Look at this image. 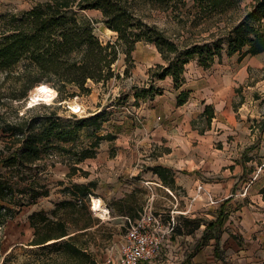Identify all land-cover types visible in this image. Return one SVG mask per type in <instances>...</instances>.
Here are the masks:
<instances>
[{
    "label": "rangeland",
    "instance_id": "374dc122",
    "mask_svg": "<svg viewBox=\"0 0 264 264\" xmlns=\"http://www.w3.org/2000/svg\"><path fill=\"white\" fill-rule=\"evenodd\" d=\"M48 1L0 0V40L11 30L12 16L22 15L23 12L31 10L38 3ZM251 2V0H242V10L248 9ZM75 12L82 18L91 21L100 42H103L104 45L111 43L121 47L118 44V33L104 24L102 11L78 8L75 9ZM148 12L151 15L147 17L149 22L156 23L161 28L168 29L169 32L177 29V24L171 21L166 13ZM205 28L215 30L214 24L209 21V24L197 29V33H201L199 35L201 38L208 37L211 32ZM158 54L161 56L159 51ZM221 54V56H215L211 65L217 59H223L227 53L223 50ZM234 55V59L230 60L241 65L243 59H241V55L239 53ZM122 56L125 57L124 60ZM119 57L114 66L118 77L107 82L89 80L86 85V88L90 89L89 91H80L66 101H60L61 98L58 95L51 103L40 101L36 104L49 105L51 106L49 109L42 107L35 111L30 110L32 106H29V100L35 87L29 90L28 96L23 100L2 96L0 92L2 100L0 114H5L9 120H15L13 118L17 111L21 117L26 115L41 118L43 115L49 116L51 113L57 112L55 118L58 116L66 122L87 120L86 125L81 126V129L76 133L77 139L71 142L56 141L54 143L56 149L62 147L63 150H48L42 146V154L38 159L55 152L69 156L73 164L80 161L78 160L80 154L87 152L88 155L81 161L88 162L80 164L82 168H79V172L58 179H52L48 175L38 176L36 181L33 180V177L38 172L35 171V166L32 163L31 166L29 164L28 168H25V172L16 174V176L12 169L0 167L2 181L12 189L9 190V193L12 192V196H8L11 202L6 200V203L17 212L20 207L28 205L32 197L30 193H33V190H29L30 182L36 183V196L48 195L52 191L51 198L56 201L54 202L53 216L55 219L62 218L67 221L69 231L77 234L73 243L79 246L86 255L80 259L81 264H117L123 244L127 241V234L132 230V226L138 224L142 216L148 213L155 218L156 226L165 233L163 251L151 264H182L184 261L186 264H191V257L199 244L205 241V231L203 230L209 221L216 218L221 202L218 203L215 198V203L212 206H216V209L213 211L207 209L205 205L207 201L199 194L190 198L193 199L192 202H187L186 199L182 202L180 197L187 196L186 189L167 185L166 181L172 172L157 163L160 162L158 156L169 151L168 146H165V142L159 144L149 139L145 142L141 131L144 123L141 107L144 105V99L152 97V95L146 98L140 97L138 100L135 97L137 90L149 88L150 83L156 87L155 82L158 80L150 82L149 70L159 64L148 67L146 74L142 77L139 75L134 78V71L137 70L136 60L134 59L132 63L128 64L127 57L123 52L119 54ZM137 57L143 60L148 57L155 59L154 53L149 48L141 49ZM161 57L162 65H164L166 61L163 56ZM127 67L129 68L128 74L125 73ZM247 69L248 75L239 84L240 87H237L234 98L236 123L230 128L229 135L222 142L215 143L217 147L214 148L221 145L222 151L214 152L213 159L221 158L223 160L225 158L228 161L227 169L229 170L226 172L228 179L233 180V183H239L242 191L251 178L259 174L258 180L255 181L257 183L252 189V192L256 193L264 184V167L259 173L261 165L264 164V130H261V121H264V66L258 67V69L253 67ZM21 70L22 66L20 65L15 68V74L10 75L8 79L6 73L0 71V91L9 89V85H13L17 81ZM16 86L20 87V81ZM72 99L81 105V111L75 112L71 108L69 102ZM198 117L193 124L199 126L200 129H205L206 118ZM107 134L116 135V139L100 140ZM13 140L9 133L0 130V150L4 149L5 151L4 159L11 157V152L7 150V147L13 143ZM18 146L21 145L15 144V147ZM100 151L105 155L102 157L104 163L98 167V170V168L92 167L90 160L96 158ZM240 161L248 162V171L246 170L245 173ZM112 162H114V166L110 164ZM129 170H132L131 174ZM199 174L203 176L202 172ZM153 177H158L163 183L159 182L161 186L152 184V190L146 189V185H142L143 181H151ZM211 178L215 179V176ZM91 181L95 184H91ZM75 184L89 185V192L91 191L93 195H95L94 190L97 191V195L100 192L104 194L107 192V196L110 195V203L114 205L117 212H122L127 206L133 204L132 210H138L141 214L138 213L136 220L132 218L131 221L124 217L115 218L114 214L102 221L92 210L93 205L90 207L94 197L77 198L74 194V190L78 192ZM166 188L178 196L179 203L174 201V196ZM199 188L201 189L200 186L198 190ZM148 194L149 197H147ZM42 200L40 207L44 212L47 210L46 208H51V204L47 199ZM108 201L107 203H109ZM240 204H242L240 199L235 200L229 207L233 210ZM247 218L246 222L239 214H234L229 219L230 222L226 220L228 241L232 243V246L227 248L221 235L219 239L221 243L217 244V249L221 257L228 258V264H260L264 261V256L261 254L264 247L257 242V235L262 230L255 229L248 224L251 222V214ZM21 222L14 221L12 228L6 232L9 235L0 227V264H75L72 248L60 245L67 240L66 238L60 239V241L53 240L42 246L28 245L30 232H28L27 224H24L27 221L22 219ZM196 225L200 227L197 228ZM169 226L174 227V231L171 233H168ZM85 227H91V229L77 230ZM169 234H172V237ZM18 240L23 241L22 243L26 242V245L10 247L13 241ZM242 252L244 257L241 256ZM248 252L255 255L249 256Z\"/></svg>",
    "mask_w": 264,
    "mask_h": 264
},
{
    "label": "trees",
    "instance_id": "16d2710c",
    "mask_svg": "<svg viewBox=\"0 0 264 264\" xmlns=\"http://www.w3.org/2000/svg\"><path fill=\"white\" fill-rule=\"evenodd\" d=\"M242 0H49L38 3L37 6L22 15H14L11 19L12 28L0 40V71L6 73L8 79L15 74V68L22 66L17 81L9 85V89L0 91L2 96L23 100L29 90L40 84H48L58 90L60 101H66L80 91L87 92V82H107L114 77L115 64L121 52L126 55V62L132 63V53L139 42L152 43L160 52L166 63L159 64L149 70L150 82L164 80L172 76L175 87L179 88L184 81L185 66L198 59L200 65L209 68L215 56H221L223 50L229 55L240 54L241 59L248 55H257L264 51V0H253L248 9L242 10ZM94 9L102 11L104 24L118 33L116 44L104 45L95 34L91 21L82 18L75 9ZM148 11L164 12L177 24V29L169 32L147 17ZM214 24L215 30L208 37L201 38L197 29ZM129 68L125 69L128 74ZM20 81V87L16 86ZM79 91H78V90ZM161 90L150 83L149 88L137 90L135 97L146 98L159 94ZM189 93H181L178 102L185 103ZM0 103L2 100L0 99ZM37 106V107H36ZM50 108L46 104L32 106L31 111L40 108ZM51 113L49 116L25 117L14 114L15 120H9L5 114H0V130L12 136L13 143L7 147L11 157L6 159L4 149L0 150V167L12 169L13 174L25 172L30 164H35L41 156V147L57 150L56 141L71 142L77 139L76 133L87 120L66 122ZM214 116L213 106L206 107L202 117L211 125ZM264 130V121H261ZM116 139V135L100 138ZM19 143L21 146L15 147ZM63 150V149H61ZM60 155L61 153H50ZM88 153L80 154L78 160H83ZM32 163V164H31ZM0 177V227L13 220L17 211L6 203L11 202L9 186ZM91 184H95L92 181ZM36 197V183L30 182ZM77 198L89 195V185L75 184ZM35 190V191H34ZM264 193V186L262 188ZM232 198V197H231ZM231 198L219 206V212L214 220L206 226L204 239H215L220 242L223 225L231 211ZM31 225L35 229V237L28 244L42 246L50 241L66 238L60 244L72 248L75 264L86 256L83 250L75 245L77 234L69 231L68 223L62 218L53 219L42 212L31 215ZM199 228V225H196ZM59 245V246H60ZM182 264H185L182 263Z\"/></svg>",
    "mask_w": 264,
    "mask_h": 264
},
{
    "label": "crops",
    "instance_id": "0c3cea01",
    "mask_svg": "<svg viewBox=\"0 0 264 264\" xmlns=\"http://www.w3.org/2000/svg\"><path fill=\"white\" fill-rule=\"evenodd\" d=\"M251 1L253 2V0ZM146 48H149L154 53L155 59L148 57L143 60L137 57L141 49L144 50ZM122 57L124 60L125 57ZM133 57L136 60L135 63H137L134 78H137L139 75L141 77L145 75L148 67L155 64H163L157 47L152 43L139 42L133 52ZM234 57L235 55L229 56L225 54L223 59H217L209 68L200 65L198 59L189 62L185 66L184 81L180 84L179 88L175 87L172 76H167L164 80L156 81L155 85L161 91L155 96L144 99V105L141 107L144 119L143 130L141 131L145 137V142L149 139L159 144L165 142V146H168L169 151L158 156L161 163L159 162L157 164L163 166L164 169L168 168L172 172L166 181L167 185L186 189L188 197L181 196L180 200L182 202L184 199L187 202H192L193 199L190 198L199 194L201 198L204 197L207 201L205 203L207 209L213 211V209H216V206H212L215 203V198L218 203H223L232 197L229 206L235 200L240 199L242 204L236 208L234 207L233 210L230 207L232 211L227 220L231 219L232 215L239 214L247 222V216L251 214V222L248 224L255 229L262 230L257 235V242L264 247V193L262 192L264 184L256 191L257 195L252 192L259 174L252 177L242 191L240 190L241 186L239 183H233V180L230 181L228 179V174L226 173L229 170L227 169L228 161L225 158L223 160L221 158L213 159L214 152L222 151V148H220L221 145L219 144L218 148H214L217 147L215 143L222 142L229 135L228 131L230 128L236 123V112L233 107L234 98L237 87H240L239 84L248 75L247 68L253 67L258 69V67L264 66V51L254 56L248 55L244 57L241 65L230 60L234 59ZM184 91L189 93V97L185 103L180 105L178 99ZM208 106H213L214 108L213 121L211 125L207 124L205 129H200L199 126H195L193 123L199 118L198 116L202 117V113ZM100 152L97 153L96 158L90 160L94 168L101 167L104 163L102 157H104L105 153ZM83 162L87 163L88 161ZM83 162L79 161L72 164V159L65 154H60L58 159H54L51 154L44 155L42 159L37 160L34 164L35 171L38 174L36 173L34 175L33 180L37 181L38 176L43 175H48L52 179L70 176L75 172H79V168H82L80 164ZM240 163H242L244 173L246 170L248 171V162L244 163L240 161ZM110 164L114 166V162ZM263 167L264 164L261 165L259 173ZM100 170L102 171V169ZM129 172L131 174L132 170H129ZM200 172H202L203 176L199 174ZM213 176H215V179L211 178ZM159 182L163 183L158 177H153L151 181H143L142 185H146V189L152 190V184L161 186ZM199 186L201 189L199 188L198 190ZM166 190L170 191L169 193L174 196V201L179 203L178 196L173 194L169 188H166ZM94 193L95 195L90 191L88 196L101 199L104 203L103 205L109 208V216L111 217L114 214L115 218L124 217L131 221L132 218L136 220L138 213L141 214L138 210H132L134 207L133 204L127 206L122 212H117L114 205L110 203V195L107 196V192L106 194L100 192L97 195V191L94 190ZM51 196L52 191L48 195L31 197V202L28 205L20 207L13 220H9L4 225L3 230L5 233L12 228L14 221L22 223V219H26L27 222L24 224H27L28 232H30V239L27 242L29 244L34 239L36 233L31 225V215L34 212H42L50 218L55 219L53 213L55 209L54 202L56 201ZM149 196L148 194L147 197ZM42 199H47L51 204V208H46L47 210L44 212L42 207H40L43 202ZM107 200H109V203H107ZM191 204L193 205V203ZM92 205L93 202L91 201L90 207ZM96 215L100 220H105L98 214ZM223 226L222 237L228 248L232 246V243L228 241L227 222ZM88 229H91V227L77 230L85 231ZM205 229L206 226L203 231ZM6 234L9 235V233ZM169 236L172 237V234H169ZM22 242L21 240L13 241L10 247L26 245V242ZM219 243L221 241L216 242L212 238L201 242L191 257V264H228V258L219 255V250L217 249V244ZM248 254L249 256L255 255L252 252H248ZM261 254L264 256V250L263 252L261 250ZM241 256L244 257L243 252ZM260 264H264V261Z\"/></svg>",
    "mask_w": 264,
    "mask_h": 264
},
{
    "label": "built area",
    "instance_id": "2783aa9c",
    "mask_svg": "<svg viewBox=\"0 0 264 264\" xmlns=\"http://www.w3.org/2000/svg\"><path fill=\"white\" fill-rule=\"evenodd\" d=\"M52 157L58 159L59 155ZM155 222L151 214L145 213L138 224L132 226L117 264H150L162 253L165 233ZM173 231L174 227L169 226V232Z\"/></svg>",
    "mask_w": 264,
    "mask_h": 264
},
{
    "label": "bare ground",
    "instance_id": "6f19581e",
    "mask_svg": "<svg viewBox=\"0 0 264 264\" xmlns=\"http://www.w3.org/2000/svg\"><path fill=\"white\" fill-rule=\"evenodd\" d=\"M57 96L58 90L52 88L48 84H40L32 90L31 98L29 100V106H34L40 101L51 103L56 99ZM69 104L75 112H79L82 110L81 105L73 99L71 100V102H69ZM92 210L95 212V214H98L104 219L109 216V208L103 205L101 199L93 198Z\"/></svg>",
    "mask_w": 264,
    "mask_h": 264
},
{
    "label": "water",
    "instance_id": "95a60500",
    "mask_svg": "<svg viewBox=\"0 0 264 264\" xmlns=\"http://www.w3.org/2000/svg\"><path fill=\"white\" fill-rule=\"evenodd\" d=\"M38 104V103H37Z\"/></svg>",
    "mask_w": 264,
    "mask_h": 264
}]
</instances>
